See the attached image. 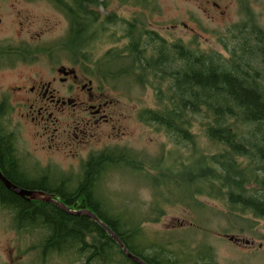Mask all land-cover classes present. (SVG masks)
Masks as SVG:
<instances>
[{"label": "flooded vegetation", "instance_id": "flooded-vegetation-1", "mask_svg": "<svg viewBox=\"0 0 264 264\" xmlns=\"http://www.w3.org/2000/svg\"><path fill=\"white\" fill-rule=\"evenodd\" d=\"M13 1L6 10L5 0H0V76L9 75L14 79L9 84H0L1 174L19 188L50 195L62 203L60 205L39 199H26L32 203H50L34 204L36 207L44 205L52 210L58 208L73 216H87L100 224L87 211L103 220L100 211L101 208L104 209V203L100 195L107 168L112 167L110 164L107 168H101L99 174L103 169L105 174L103 172L98 175L93 183L94 197L100 202L99 212L86 201V195L78 196L72 203L73 200L69 202L61 192L71 195L79 189L91 161L96 160L97 155L104 150L96 151V143H107L128 135L119 94L129 93L127 86L138 84L147 90H154L157 102L160 97L166 96L168 85L175 83L182 73L184 46H189L192 41L189 48L193 55H198L200 33L185 24L188 30L185 35L182 21H175L170 26H163L159 22L153 26L150 21L151 12L156 10L158 4L154 0H95L93 3L86 2L84 8L83 27L78 31L84 36V42L73 46L71 35L77 31H72V16L61 8L58 0ZM40 3H47L52 10L58 11L68 27L55 39L35 44L25 43L17 37L23 35L19 26L23 23L22 18H29L34 13L33 8ZM114 3H117L118 8L129 11V18L123 17L125 13L118 10L108 11ZM207 3H212L216 10L220 8V3L216 0H207ZM176 8L175 4L174 9ZM168 21L169 19L165 23ZM6 31L13 32L11 36L16 37L6 39L3 34ZM44 33L43 30L36 34L41 38ZM101 35L108 36V41L115 44L93 60L91 49L99 44L95 40L99 41ZM197 58L193 57V60L197 62ZM154 109L157 108H138L134 114L136 121L145 128L155 127L156 130L164 131L175 144L178 137L183 140V131H180L183 135L180 132L176 134L173 130L168 133L166 127L145 121L143 115H146V110ZM9 116L16 120L11 124L13 126L6 123ZM20 124L29 126V134L31 132L36 143L32 151L22 143L21 130H17ZM192 135L197 138L193 130ZM6 148L9 154L3 152ZM89 148L93 150L87 151ZM115 149L117 152L127 153V159L132 163V166L120 167H127L133 174L142 177L148 176L152 161L145 153H133L127 147ZM56 153L70 159L67 173L58 171L59 167L48 162L43 165V162ZM159 166L162 167L160 161L154 164L155 169ZM171 167L181 168L175 161ZM11 170L15 171L16 177L23 180L26 186L9 178ZM0 184L10 190L1 177ZM21 212L16 205L0 199V264H118L115 260L105 263L102 238H93L94 234L89 236L84 224L68 220V227H73L80 236L79 243L75 237L61 240L44 221L23 219ZM106 224L112 228L109 223ZM100 226L104 228L101 224ZM95 238L98 245L92 243ZM110 255L115 257L118 253L112 252ZM181 255L185 254H168L169 259L177 260L170 261L169 264H199L198 259L192 255L185 259L180 258ZM140 258L145 260L142 256ZM154 262L145 263L167 264Z\"/></svg>", "mask_w": 264, "mask_h": 264}, {"label": "trees", "instance_id": "trees-1", "mask_svg": "<svg viewBox=\"0 0 264 264\" xmlns=\"http://www.w3.org/2000/svg\"><path fill=\"white\" fill-rule=\"evenodd\" d=\"M58 1L61 8L72 16V31H77L71 35V44H82L84 36L78 31L83 27L84 8L86 2L93 3L95 0ZM245 11L251 25L247 27L237 24L233 27V33L229 32L230 36L227 33L217 36V43L222 51L214 49L213 46L209 49L199 47L198 55L195 56L189 48L192 41L189 46L185 43L181 75L175 83L168 85L166 96L160 97L157 102L158 108L146 110L143 118L149 124L166 127L168 133L172 130L176 134L183 131V140L178 137L176 144L187 142L191 146V152L182 160L180 157L176 159L181 168L170 167L165 171H161V166L157 168L159 175L153 176L152 184L156 195L161 196L163 192H168L165 202H189L192 204L190 208L195 205L207 207V203L198 199L204 196L223 202L228 215L252 214L264 219V29L255 25L254 13L248 7H245ZM193 57H198L197 62ZM195 125H198L207 140L206 147H202L197 138L193 137L192 127ZM180 135H183L182 132ZM3 152L9 154L8 148L3 149ZM99 155L96 160L91 161L86 178L77 191L71 195L61 192L69 202L73 200L72 203L78 196L86 195V201L98 212L100 202L94 197L93 183L98 175L103 172L105 174L104 169L99 174L101 168H107L109 164L115 168L121 165L132 166L125 152L105 149ZM1 160L3 162V155ZM14 172L11 170L9 178L21 186H26ZM169 184L176 188V196L168 190ZM0 199L19 207L23 219L44 221L61 240L75 237L79 243L80 236L73 227H68V220H76L79 224H84L89 236L94 234L93 238H102L101 247L105 263L115 260L118 264H136L125 255L116 240L101 228L100 224H96L87 216H73L58 208L52 210L44 205L36 207L34 204L50 203H32L6 189L2 184ZM157 203V208L152 213L156 216L145 217L144 221H158L164 214V210L160 208L161 201ZM103 210L101 208L100 211L102 221L112 226L111 229L133 255L139 258L142 256L145 262L150 263L159 261L158 263L169 264L170 261H177L164 255L167 249L161 246L154 249V255H146L144 251L148 247L145 246L151 245L153 248L154 243H137L131 238L141 227H128L124 220H117L107 213L108 210ZM92 243L99 244L96 238ZM197 250L196 256H192L197 258L200 264H217L212 247H199ZM112 252L118 253V256L112 257Z\"/></svg>", "mask_w": 264, "mask_h": 264}, {"label": "rangeland", "instance_id": "rangeland-1", "mask_svg": "<svg viewBox=\"0 0 264 264\" xmlns=\"http://www.w3.org/2000/svg\"><path fill=\"white\" fill-rule=\"evenodd\" d=\"M220 3L219 10H216L212 3L207 0H154L156 10L151 12L153 26L161 22L163 26H170L172 23L182 21L184 23V34L188 30L185 28L193 27L200 33V47L222 51L217 36L221 33H233L234 26L246 23L251 25V20L247 16L245 7H250L254 12L256 23L264 29V0H216ZM13 0H5L6 10L11 6ZM177 5L176 10L174 9ZM31 7V6H28ZM119 11L125 13L123 17L129 18V11L124 8H118L114 3L108 11ZM29 18H22L20 33L23 32L19 39L29 44L39 43L55 39L61 32L67 29L68 25L64 18L47 3H40L32 10ZM223 11V13H220ZM104 12V11H103ZM169 21L167 23L166 20ZM186 24V25H185ZM10 27V26H9ZM8 27V29H9ZM249 29V28H248ZM23 30V31H22ZM45 31L40 38L37 32ZM237 33V31H234ZM6 39L13 37L11 31L3 33ZM1 34V35H3ZM34 38V40H31ZM108 36L101 35L100 40L96 41L95 47L91 50L93 60L99 55L105 53L115 42H109ZM103 40V41H101ZM94 66V65H92ZM122 80V78H120ZM14 79L9 75L0 76L2 82L11 83ZM129 93L119 94L121 98L120 105L124 108V124L128 128V135L122 139L111 140L107 143H96L95 150L127 147L132 149L133 153L143 152L152 161V168L147 177L133 174L126 167L110 168L104 180V187L101 195L105 211L113 218L124 220L128 227H141L138 233L135 232L131 238L137 243H154L148 247L144 253L148 256L154 255V249L164 247L167 249L164 255L172 252H179L180 258L187 256H196L197 248L212 247L214 250L215 261L217 264H264V219L254 217L252 214L244 216H231L227 214L223 202L210 200L207 197L198 199L207 203V207L190 208L189 204H168L165 199L168 192H163L161 196L156 195L153 184V176L159 175L158 169L154 168L156 162H162L163 170L170 168L175 160H182L185 155L191 152V146L187 142L175 144L164 131L156 128H145L135 119V111L140 107L158 108L157 101L154 98V90H147L144 86L132 84L127 86ZM197 118V117H196ZM14 117L7 118V124L15 123ZM29 126L20 124L17 130H21L22 143L26 149L32 151L35 147L34 139L29 134ZM197 134V142L206 147L207 140L203 133L198 129V125L192 127ZM100 144V145H99ZM209 145V144H208ZM93 150L89 148L87 151ZM48 164L59 167L58 171L67 173L70 167V159L64 155L56 153L50 157L43 165ZM146 168V167H145ZM76 170V169H75ZM74 170V171H75ZM169 191L175 194L174 185H167ZM179 193V192H178ZM180 192L178 197L181 195ZM184 193V192H183ZM174 197V196H173ZM161 201L160 208L164 214L159 217L158 221H144L145 217L151 218L154 209L157 208V202ZM196 204V202L194 203ZM110 205V207L108 206ZM182 222V223H181ZM227 235H234L239 240H231ZM246 241L253 243L247 244ZM163 244V245H162ZM199 264L200 261L198 260ZM210 264V263H209ZM215 264V263H213Z\"/></svg>", "mask_w": 264, "mask_h": 264}, {"label": "water", "instance_id": "water-1", "mask_svg": "<svg viewBox=\"0 0 264 264\" xmlns=\"http://www.w3.org/2000/svg\"><path fill=\"white\" fill-rule=\"evenodd\" d=\"M0 177L3 180V182L6 184V186L12 190L13 192H15L17 195H19L22 198H25L27 200H35V199H39L45 202H51V203H56V204H60L62 205L61 202L56 201L55 199H53L52 196L50 195H45V194H40L38 192L35 191H30V190H25L22 188H19L17 186H15L14 184H12L7 178H5L0 171ZM87 214L91 217H94L97 221H99V223L105 228V230L108 231V233L110 234V236L116 240V242L119 244V246L121 247V249L123 250V252L126 254L127 257H129L130 259H132L134 262L139 263V264H146L143 260H141L138 256L133 255L125 246V244L122 242V240L119 238V236L104 222H102L93 212L91 211H87ZM229 239L234 240L235 237L233 235L228 236ZM248 243L250 241H247Z\"/></svg>", "mask_w": 264, "mask_h": 264}]
</instances>
